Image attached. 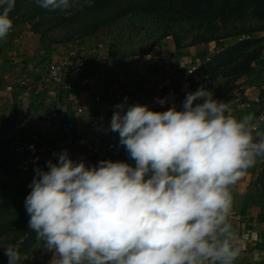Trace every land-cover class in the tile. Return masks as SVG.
Returning <instances> with one entry per match:
<instances>
[{
	"label": "clouds",
	"instance_id": "obj_1",
	"mask_svg": "<svg viewBox=\"0 0 264 264\" xmlns=\"http://www.w3.org/2000/svg\"><path fill=\"white\" fill-rule=\"evenodd\" d=\"M35 3L67 10L75 0ZM15 5L0 0V40L13 28ZM115 107L110 129L134 167H89L64 151L47 171L36 169L25 207L36 239L54 252L51 264H234L231 188L264 156V116L238 119L202 87L179 111ZM0 248L8 264H20L17 246Z\"/></svg>",
	"mask_w": 264,
	"mask_h": 264
},
{
	"label": "crops",
	"instance_id": "obj_2",
	"mask_svg": "<svg viewBox=\"0 0 264 264\" xmlns=\"http://www.w3.org/2000/svg\"><path fill=\"white\" fill-rule=\"evenodd\" d=\"M229 43L221 45L211 42L175 48L167 41L148 52L169 53L168 58L160 61L134 57L115 59L112 56L106 62L95 64L90 61L84 75L92 74L98 68H102L107 74L98 86L100 100L95 103L86 90L75 86L77 77L74 74H68L64 83L59 86L44 83L48 66L64 57L66 49L55 44L41 43L39 37L30 30L12 28L10 34L0 40V181L13 180L25 172H34L33 170L36 173L37 168H32L25 162V155L14 152L15 143L19 139L28 144L30 149L27 156L41 162L38 168L42 170H48V161L58 162V155L64 151H67L73 161H83L90 167L87 148L75 146L77 139L92 141L94 137L85 130V115L112 116L118 104H123L126 112L128 106L144 99L148 91L153 89L155 81L172 76L171 85L178 90L183 102L189 92H195L200 87L210 91L212 95L219 94L204 85V76L200 70L206 65V57L213 49L225 47ZM91 46L75 49L88 52ZM261 56L260 65L254 64L255 80L243 82L237 90L235 88L233 92H222L221 96L215 98L226 103L230 113L238 119L248 114L256 117L264 99V49ZM193 67L196 70L191 75H186V71ZM149 86L152 87L149 89ZM237 100L248 101L252 107L240 109ZM159 101L158 97H150L147 106L153 111H166ZM79 107L83 110L82 114L76 111ZM53 108L64 117L54 121L52 128L47 131L40 116ZM19 118L22 127L15 129L14 121ZM110 124L103 125L96 135L103 149L111 142L120 144L119 133L112 132ZM64 125H70L71 131L63 135L60 129ZM260 129L264 131V122L260 124ZM33 134H37V140L31 139ZM111 156L117 161L135 165L127 151L114 150ZM263 165L264 156L257 157L256 164L231 188L233 207L229 223L233 231L238 227L244 231L236 245L240 252L234 264H261L260 261L264 259V206L256 184V177ZM43 255L45 264H51L54 252L45 248Z\"/></svg>",
	"mask_w": 264,
	"mask_h": 264
},
{
	"label": "rangeland",
	"instance_id": "obj_3",
	"mask_svg": "<svg viewBox=\"0 0 264 264\" xmlns=\"http://www.w3.org/2000/svg\"><path fill=\"white\" fill-rule=\"evenodd\" d=\"M158 8L167 10L151 11ZM10 17L13 28L32 31L43 44L69 50L93 47L99 41L115 59L144 56L165 43L167 36L175 48L230 42L222 47L228 49L239 41L259 40L256 46L251 42L246 44L245 50L235 55L233 64L223 66L216 62L212 67L201 68L204 85L219 93L213 99L222 92L237 90L243 82L255 80L254 64L260 65L264 49V31L249 32L256 25L264 26V0H112L102 8H91L87 0H75V5L67 10L44 9L35 0H16ZM240 23L250 26L243 32L246 36L243 40H238L243 35L237 33ZM34 172H25L0 184L19 185L31 192ZM262 177L258 181L264 195ZM262 200L264 206V196ZM29 219V215L14 216L15 223L6 236H1L0 245L17 246L23 257L20 264H45L46 247L29 228ZM0 255V264H8L3 248ZM260 262L264 264V259Z\"/></svg>",
	"mask_w": 264,
	"mask_h": 264
},
{
	"label": "built area",
	"instance_id": "obj_4",
	"mask_svg": "<svg viewBox=\"0 0 264 264\" xmlns=\"http://www.w3.org/2000/svg\"><path fill=\"white\" fill-rule=\"evenodd\" d=\"M246 36L242 35L238 40L245 39ZM169 41V37H165V42ZM218 53V48L213 49L210 54L206 57V61H210V59ZM110 55L108 49L102 42H97L93 47H91L88 52H81L74 49L67 50V54L59 59L57 62L52 63L48 66L45 74L44 83L45 84H53L59 86L64 83V79L68 74H74L77 77L75 86L77 88H82L86 90L91 96L95 103L99 102V87L101 82L106 77V72L102 68H98L95 72L89 75H84L85 68L88 62H93L95 64L100 62L108 61ZM169 53H146L144 56H134L135 59L139 58H148L150 60L160 61L163 58H168ZM264 64V62H263ZM196 68H189L186 71V75H191ZM172 76L165 78L160 81H155L153 84V89L148 91V94L144 97V99L138 103L142 105H147L148 99L150 97H158L160 100H165L166 102L163 104L165 110L175 105L176 109L182 110V102L180 93L176 90L172 85ZM67 87L70 86L67 84ZM152 87V86H151ZM150 86L147 88H151ZM37 93V91H35ZM237 106L240 109H249L252 107V104L248 101H240L237 100ZM77 113L82 114L83 110L81 107L77 108ZM264 116V99L260 104L259 112L256 115V118L259 119L260 117ZM63 114L56 110L55 108L49 109L44 111L41 116L40 120L43 124L45 130L49 131L52 128V124L56 120L63 119ZM112 116H103L101 114H89L85 115L84 125L85 130L88 134L93 137L92 141H87L85 139H77L75 146L79 147H86L87 148V157L89 159V165L94 166L98 165L102 160H112L113 162L117 161L114 157L111 156V152L114 150L118 151H127L126 148L119 144L118 142H111L107 144L106 148L103 149L101 146V141L96 136L98 132L101 130L102 126L108 123H111ZM264 121H261L263 123ZM260 123V124H261ZM22 124L20 122V118L14 121V128L20 129ZM61 134H67L71 131L70 125H64L60 129ZM32 140H37V134H33L31 136ZM29 146L23 140H17L14 146V152L20 155H25V162L27 165L31 166L32 168H38L41 166V162L37 160H33L31 157H28ZM133 167L134 164H130ZM232 215L229 217V221L231 220ZM236 236V245L237 242L243 237L244 231L242 229L235 228L233 231Z\"/></svg>",
	"mask_w": 264,
	"mask_h": 264
},
{
	"label": "trees",
	"instance_id": "obj_5",
	"mask_svg": "<svg viewBox=\"0 0 264 264\" xmlns=\"http://www.w3.org/2000/svg\"><path fill=\"white\" fill-rule=\"evenodd\" d=\"M87 1L89 2L91 8L106 7L108 4L112 2V0H87ZM159 10L166 11L167 8L164 9L158 8L157 10L151 9V11H155V12ZM249 28H250L249 25H245V23H240L239 30L237 33H241L244 35L243 32H246V30ZM259 31H264V26L256 25V27L252 28L249 32L255 33ZM249 42L253 43L252 45L256 46L260 41L252 40ZM249 42L239 41L235 46L230 47L228 49H223L222 47L218 48V53L214 55L210 59V61L206 63L205 65L206 68L210 66L212 67V65L216 62L223 66L227 64L230 65L235 63L236 62L235 55H239L243 50H245V48L247 47L246 44H248ZM109 55H111L110 52ZM262 176H264V165L261 168L260 174H258L256 177V184L260 190L261 198H263L264 195L258 180L260 179L262 180L263 178ZM26 191L27 190H24L19 185L0 184V238H2L1 236H6L8 232H10L11 225L15 223V221L12 220L14 216L21 217L23 214L28 215V213L26 212L25 201L27 196L30 194V192L27 191L28 195H25L24 193H27ZM24 227L27 228L26 225H24Z\"/></svg>",
	"mask_w": 264,
	"mask_h": 264
}]
</instances>
